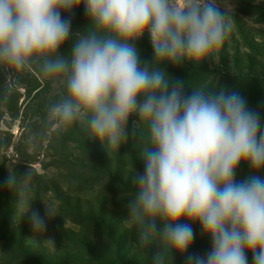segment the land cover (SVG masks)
Listing matches in <instances>:
<instances>
[{
  "label": "clouds",
  "instance_id": "obj_1",
  "mask_svg": "<svg viewBox=\"0 0 264 264\" xmlns=\"http://www.w3.org/2000/svg\"><path fill=\"white\" fill-rule=\"evenodd\" d=\"M257 3L260 0H256ZM85 6L88 26L77 32L68 56L61 48L72 35V13ZM231 5L217 0H0V69L7 72L0 102H7L21 77L36 73L57 92L45 106L40 136H60L80 125L107 150H117L134 132L141 138L144 171L134 173L125 225L137 245H158L151 264H264V179H235L239 166L264 171L260 113L238 92L207 86L184 90L163 64L219 62L235 28ZM150 33L151 64L136 42ZM10 171L3 183L17 195L15 216L28 215L42 235L47 221L32 209L35 173ZM48 219L56 209L45 203ZM192 224L211 239L205 255L188 254ZM159 225V226H158ZM44 243L55 247L54 238ZM187 254V255H186Z\"/></svg>",
  "mask_w": 264,
  "mask_h": 264
},
{
  "label": "rangeland",
  "instance_id": "obj_2",
  "mask_svg": "<svg viewBox=\"0 0 264 264\" xmlns=\"http://www.w3.org/2000/svg\"><path fill=\"white\" fill-rule=\"evenodd\" d=\"M217 3L222 11L231 5L235 19L233 32L216 53L219 62L209 58L201 64H163L161 68L168 76L184 81L186 93L192 86L238 92L260 113L264 129V0ZM62 15L72 21V35L60 50V55L68 56L76 33H84L89 21L83 4ZM136 46L142 62L151 64L150 33ZM6 75L0 69V91ZM57 98L51 85L32 73L21 77L20 86L7 102H0V222L7 217L6 231L12 237L8 244L3 242L0 224V264H151L158 245L141 249L136 232L123 222L128 199L136 190L132 176L144 171L140 134L138 130L133 134L138 118L129 119L127 142L118 151L107 150L106 143L102 145L78 124L60 136H40L45 106ZM29 166L35 173L32 209L47 221L42 235L33 232L30 213L23 218L15 216L17 195L3 183L10 171L23 176ZM254 174L264 179V171L253 173L242 163L235 179L240 182ZM44 202L56 209V216L47 218ZM192 227L195 236L188 254L205 255L211 250V239L199 224ZM49 237L54 238L55 247L44 243ZM248 261L252 264L250 253ZM173 264L187 261L175 254Z\"/></svg>",
  "mask_w": 264,
  "mask_h": 264
},
{
  "label": "trees",
  "instance_id": "obj_3",
  "mask_svg": "<svg viewBox=\"0 0 264 264\" xmlns=\"http://www.w3.org/2000/svg\"><path fill=\"white\" fill-rule=\"evenodd\" d=\"M6 218L7 217H3L0 224H1V233H2V238H3L2 240H3V242L8 244L12 237H11L10 232L8 230L6 231V226H7V222H8V220ZM3 228L5 230H3ZM43 264H46V263H43Z\"/></svg>",
  "mask_w": 264,
  "mask_h": 264
}]
</instances>
